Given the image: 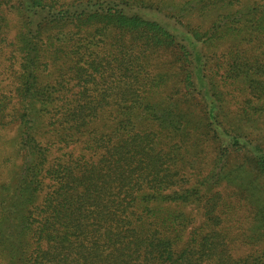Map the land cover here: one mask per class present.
Listing matches in <instances>:
<instances>
[{"label": "trees", "instance_id": "trees-1", "mask_svg": "<svg viewBox=\"0 0 264 264\" xmlns=\"http://www.w3.org/2000/svg\"><path fill=\"white\" fill-rule=\"evenodd\" d=\"M0 76V264H264V0H0Z\"/></svg>", "mask_w": 264, "mask_h": 264}, {"label": "rangeland", "instance_id": "rangeland-1", "mask_svg": "<svg viewBox=\"0 0 264 264\" xmlns=\"http://www.w3.org/2000/svg\"><path fill=\"white\" fill-rule=\"evenodd\" d=\"M173 2H175V3H177V2H183V1H185V0H172ZM242 1H244V0H242ZM235 9H237V6H234V7H231V11H234ZM211 56V55H210ZM216 60V57H212V59L210 60V57H209V65L210 66H213L214 64H215V61ZM4 77V76H3ZM2 76H0V79L1 78H3ZM11 131H6V132H2V134H1V137H0V147H1V145H4V143H6V140H8L9 141V139L11 138ZM4 151H5V153H7L8 152V149L7 148H4L3 149ZM7 150V151H6ZM3 153V152H2ZM9 153V152H8ZM4 154V153H3ZM1 157H3V156H1ZM2 159V158H1ZM17 159V164H16V166L18 165V163H19V159L18 158H16ZM186 211H187V213H191L192 215H195L196 217L198 216V211L197 210H192L191 208H189V207H187L186 208ZM236 247H237V245H236ZM235 250H236V248H234V253H235ZM245 250V249H244ZM248 251V250H247ZM237 252H238V254H240V252H239V250L237 249Z\"/></svg>", "mask_w": 264, "mask_h": 264}]
</instances>
